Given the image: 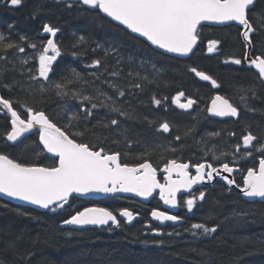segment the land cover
<instances>
[{"label": "trees", "instance_id": "trees-1", "mask_svg": "<svg viewBox=\"0 0 264 264\" xmlns=\"http://www.w3.org/2000/svg\"><path fill=\"white\" fill-rule=\"evenodd\" d=\"M261 9H264V0H259L252 9L253 13H261L259 20L251 14L249 17L257 29L252 36L253 57L264 56V12ZM93 16L98 17L95 22L91 20ZM45 24L60 29L57 42L61 54L49 73L50 81L63 84L71 80V83L64 89L67 95L61 98L55 94L53 83L41 78L40 82L48 89L42 103L41 94L35 91L40 83L29 79L30 74L38 76L36 56L35 62L31 63L26 53L32 44L36 45V52L40 51V39L47 40L43 35ZM239 30L235 25L200 27L195 52L189 58L181 59L157 52L142 39L110 22L98 10L89 11L79 5L69 8L64 0H24L18 7L11 6L10 0H1L0 34L10 37L13 44L25 51L19 52L18 48L0 50V69L5 70L0 74V94L12 101L13 108L21 116L26 117L28 107L42 109L64 130L67 124L65 109L67 117H71L72 113L91 106L82 102L80 95L106 93L130 116H120L106 107H98L87 120L82 115L80 120H73L78 126L72 127L71 132L89 129L83 142L90 143L93 150L103 147L108 153L120 152L122 163L143 162L140 154L145 151L150 154L144 158L154 163L166 160L175 152L186 157L185 149H197L201 145L203 148L207 144L206 138L201 141L198 134L199 120L172 104V98L181 91L187 98L206 102L210 85L194 75L191 69L196 68L218 81L221 91L229 96L232 94L233 98L240 99L246 95L243 102L249 104L252 114L247 117L243 112L247 119L234 122L240 129V133L234 135L236 142L251 130L259 137L257 144H264L263 86L252 70L226 64L232 58L243 59L246 48ZM21 36L26 39L21 40ZM80 36L85 37L83 43L78 42ZM213 40L220 43L218 50L210 54L208 44ZM73 44L77 46L73 48ZM113 48L117 51H110L106 57L105 50ZM74 51L81 54L74 56ZM97 59L101 64L94 66L93 61ZM73 70L79 74V79L73 76ZM117 70L119 76L110 75ZM129 72L139 73L147 80L130 81ZM130 82L141 83L143 89L127 88ZM111 83L119 84L125 95L119 96L116 89L110 87ZM5 84L11 87H3ZM250 87L255 88L256 95L240 91ZM153 96L161 100L159 106L153 103ZM111 119H117L118 126L97 125V121L108 124ZM163 119L171 123V132L167 136L155 131V126ZM9 121L7 114L0 111V153L28 165H57V160L44 154L38 134H31L16 145L8 144ZM215 123L222 124L213 121V126ZM243 131L245 133L241 134ZM224 137L223 142H229L230 136ZM76 138L79 142L80 138ZM111 199L114 202H110ZM92 205L132 211L139 205L146 207L123 197ZM85 207L82 200L71 198L63 209L43 212L0 198V264H264V201L249 202L237 193L217 192L210 197L203 212L187 222L189 225L173 232L153 234L142 230L139 223L78 230L61 227L63 220ZM194 223L219 227L211 235L198 236L192 230H186Z\"/></svg>", "mask_w": 264, "mask_h": 264}, {"label": "snow or ice", "instance_id": "snow-or-ice-1", "mask_svg": "<svg viewBox=\"0 0 264 264\" xmlns=\"http://www.w3.org/2000/svg\"><path fill=\"white\" fill-rule=\"evenodd\" d=\"M23 2L24 0H10V5L18 7L22 6ZM257 2L259 0H64L69 8L73 5H79L86 7L89 11L98 10L99 13L106 14L105 18H111L110 22H118L119 25L131 30V33L146 38L152 45L181 56H187L193 52L198 42L197 28L204 21H212L225 26L235 22L238 26H242L243 30L239 35L243 37L245 47L251 49V34L256 32L257 29L253 26L249 17L251 14L252 17L259 20L261 13L252 12ZM261 12H264V9H261ZM97 19V16L91 17L93 22ZM43 31L50 33L52 37H56L60 29L45 24ZM20 39L24 40L26 37L21 36ZM84 41V36L78 38L79 43ZM219 43L216 40L209 41L208 52L213 53L216 51V45ZM76 46V44H73V48ZM31 47L36 48V45L32 44ZM12 48H18L19 52L25 51L18 44H13L10 37L0 34V50L7 51ZM49 50L54 54L48 55ZM110 51L117 50L115 48L105 50L106 57ZM60 54L57 43L54 39L49 38L38 55V76L29 75L30 80L40 83L39 89L35 91L41 94L42 103L45 102L43 96L48 89L44 83L40 82L41 78L43 81L53 83L57 96L63 98L67 95L64 89L67 84L71 83V80H66L65 83L61 84L52 82L49 78L53 61ZM80 54L75 51L72 53L74 56ZM249 57L250 51H245L243 59L248 60L249 64L255 67L258 79L264 85V57L252 59H249ZM24 62L21 61V63ZM231 62L239 65L242 60L235 58ZM119 63L118 60L117 64ZM100 64L101 60L99 59L93 61L94 66ZM3 71L5 70L0 69V74ZM191 71L202 80L211 81L212 86L219 87L217 81L211 76L202 71H197L196 68H192ZM110 75L119 76L120 72L119 70L113 71ZM73 76L77 79L80 78L74 70ZM128 77L130 81L147 80V77H140L139 73L129 72ZM151 82L149 81V83ZM3 87L10 88L11 85L5 84ZM110 87L116 89L119 96L125 95V90L119 84L111 83ZM126 87L129 89H143L141 83L130 82ZM240 91L246 94L250 93L253 96L256 95L254 87L240 89ZM184 95L183 91L178 92L172 98V102L181 109L192 108L196 101L187 98L186 102L181 103V97H184ZM79 98L82 102H88L91 106L83 107L79 112L72 113L71 117H67V109H65L67 124L65 129L62 130L42 109L28 107L26 110L27 119H22L20 114L14 110L12 101L0 96V111H4L5 114L10 113L11 130L6 134L7 141L16 142L23 133L35 129L38 132L39 141L47 152L54 153L59 158V163L55 167H39L17 162L9 158V155L0 153V193L55 212L57 209H63L65 205L69 204L73 193H89L92 191L114 193L123 191L135 192L139 196L148 197L152 195L155 189L159 188L164 203L176 207L177 192L181 189L191 190L193 185L201 184L204 181L211 182L217 176L226 181L227 185L236 183L234 179L222 175V173H232L235 170L228 163L221 164L220 168L213 167L211 163H198L194 165L196 174L192 176L188 171L189 164L178 163L173 159L169 160L164 166V171L168 173L165 177L166 183L160 184L156 179V168L152 166L148 159L144 158L150 154L149 151L140 154L143 162L129 165L121 163L120 152L108 153L103 147L93 150L90 143L83 142V137L89 129L85 128L83 132L72 133V127L78 126L73 124V120H80L81 115L84 120H87L92 116L93 109L98 107H106L120 116H130V114L122 111L113 97L108 96L106 93L98 91L96 96L80 95ZM240 99L242 102L245 101L246 95H242ZM152 100L158 106L161 104V100L156 99L154 96ZM245 107H247V104H245ZM207 111L221 117H237L240 114L237 107L220 95L212 99L211 107ZM118 123L117 119H111L108 124H100L97 121L98 126L106 128L113 125L118 126ZM149 123L153 122L149 121ZM160 129L163 132H169L170 126L167 122H164L160 124ZM211 135H219V133H212ZM231 135L234 136L235 133ZM76 137L80 138L79 142ZM176 139L179 140L180 137L177 136ZM258 140L259 137L251 131H246V134L242 136V144L245 149L249 146L255 147L254 141L258 142ZM234 148L236 152H239L241 144H236ZM260 149H264V144L259 145L257 150ZM172 151H175V149H172ZM221 155L227 154L222 153ZM245 155L250 157L252 153L247 152ZM262 156H264V153H262ZM212 158L219 159L215 154ZM173 173L177 175L178 179H172ZM237 187L240 186L237 185ZM189 194L192 198L184 202L189 211H192L197 199L204 200L206 198L203 191L199 193V197L191 192ZM242 194L245 197H259L264 200V158L259 160L258 168L247 169V174L243 178ZM18 214L25 215V213ZM119 215L125 217L128 222H132L135 218L133 212L128 209L121 210ZM151 215L160 221L175 222L181 219L179 216L169 215L158 210H153ZM109 222L117 227L120 226L117 215L105 208H85L83 211L76 212L69 219L62 221L63 224L78 226L108 225ZM218 227L219 225L208 227L205 223H197L186 230H202L200 234L211 235L217 231Z\"/></svg>", "mask_w": 264, "mask_h": 264}, {"label": "flooded vegetation", "instance_id": "flooded-vegetation-1", "mask_svg": "<svg viewBox=\"0 0 264 264\" xmlns=\"http://www.w3.org/2000/svg\"><path fill=\"white\" fill-rule=\"evenodd\" d=\"M239 59H241V58H239ZM241 60H242L241 64H239V65L233 64L232 67L242 68L244 66L248 71H251V69H249L245 66V61L243 59H241ZM203 83H206V82H203ZM217 83H218L219 87L215 88L214 86H212L211 83L207 82V84L210 85V90L206 91V95H207L206 102L201 103L198 100H195L196 103L193 104L192 108L189 109V111L184 112L186 114H191V116H192L191 118H197L199 120V122H198V134L201 138V141L206 138L207 144H205L203 148H201V146H203V145H201L197 149L196 148L191 149V150H190V148H187V150L185 149V153H187L186 157H183V154H181V153L177 154V152H175V153H172V156L167 158L166 160H156L154 163H151L152 166L154 168H156V170H157L156 171V179L160 184L166 183L165 177L168 175V173L163 171L165 164H167V162L169 160L175 159L178 163L189 164L188 171H189L190 175H192V176H194L196 174L194 165H196L198 163H211L213 165V167L220 168V165L223 164V162H224V163H228L230 167H238L239 172H235L233 178L236 182L235 183L236 187H237V185H239L240 187H237V188H243V178L247 174V169L251 168L250 166L253 165V158L254 157L246 156L245 155L246 153L243 155H239V153L236 152L235 148H234V146L236 145V140H235L236 136H233L231 134L235 133V135H237V133H240L239 127L234 125V124H236L234 122H238L239 119L240 120H243L245 118L247 119V117L250 114H252V110H250V111L247 110L245 113V114H247V117H243L244 108L235 103V98H237V97L235 96V98H233L234 95H232L231 93H230L231 96H229L226 92L221 91V89H220L221 86H220L218 81H217ZM262 86L264 89V85H262ZM215 95H223L225 97H229V100L240 111L238 119L226 118V119L221 120V119H216V118L210 117L207 109L209 108V104L212 101V99L215 97ZM182 101H184V98H182ZM213 121L214 122H220L222 124L216 125V123H215L214 125H216V126H213ZM164 122H167L169 124V126H170L169 132H163V130L160 129V124L164 123ZM9 125H10V121H9ZM241 126H243V125H241ZM155 131L161 132L167 136L171 132V123H169V121L163 119L157 124V127L155 126ZM249 131H251V130H249ZM227 132L228 133L230 132V134L228 135ZM212 133H219V135H211ZM243 133H244V131L241 134H243ZM224 136H226L227 138H228V136H230L228 138L229 140H227L229 142H223V139L225 138ZM254 145H255V147H257V142H255ZM255 147H253V146L250 147V150L248 152L252 151ZM209 150H211V151H209ZM244 150H245V152H247V149H244ZM222 153H226L227 155H221ZM213 154H215V156L219 157V159H213L212 158ZM120 160H121V157H120ZM172 179H178V177L176 175H172ZM193 186H194V188H192L189 191H187V189H181L179 192H177V206L176 207H173L172 205H169V204H165L164 201H162L161 195H160V189H157L155 191L153 197L146 203H142V202L138 201L137 199H133L131 197H123L126 199L135 200L139 204H144L146 206V207H143V206L139 205L140 207L138 209H135L133 211L129 210V211L133 212V214L135 216L134 220L130 223H128V221L126 220L125 217H122L119 215L120 211L123 210V208L120 209L119 207L114 206L111 211L115 215H117L118 220H120V224L132 225L135 223L136 224L139 223L142 230H145V231L153 233V234H157L159 232L163 233V232L180 231L182 227L189 225L190 223L187 224V222L191 219L196 218L195 216L197 214H200L201 212H203V208L209 202L210 197L217 194V192H223L224 194L237 193L241 196L240 192H238L236 189H233V188L231 189L224 182H222V180L220 179L219 176L215 177V179L211 182L204 181L201 184H197V185H193ZM201 191L205 192L206 198L204 200L197 199L192 211H189L186 207V204L184 203L187 199L192 198V196L189 193L191 192L196 197H199V193ZM74 198H77V197H74ZM77 199L82 200V202L86 205L85 208L93 206L92 204H95L96 202L103 201V200H89V199H81V198H77ZM106 200L107 199H105L104 201H106ZM113 200L114 199H111L110 202H114ZM136 210H138V212H135ZM153 210L165 212L169 215L179 216V217H181V219L184 220V223H183V225L181 224L182 225L181 227H179L176 222L168 221L164 226H162L159 222L153 221L151 219V213ZM109 226H113V225L110 224Z\"/></svg>", "mask_w": 264, "mask_h": 264}, {"label": "water", "instance_id": "water-1", "mask_svg": "<svg viewBox=\"0 0 264 264\" xmlns=\"http://www.w3.org/2000/svg\"><path fill=\"white\" fill-rule=\"evenodd\" d=\"M0 1H1V0H0ZM101 14H102L104 17H106V14H103V13H101ZM106 19H108L109 21L111 20V18H106ZM111 22H112L113 24H115V25H118V26L124 28V29L127 30L129 33H131V30L126 29V27L123 26V25H119L118 22H115V21H111ZM229 25H236V26L239 27L241 30H243V29H242V26H238L235 22H231ZM200 26L224 27L225 25L217 24L216 22H212V21H204V22H201V25L198 26L197 31H198V29H199ZM227 26H228V25H227ZM45 34H46L47 36H49V38L54 39V41H55L56 37H52L50 33H45ZM131 34L134 35V36H136V37H138V38H140V39H142L143 41H145L150 47H152V48H153L154 50H156L157 52L162 53V54H164V55H168V56H173V57L181 58V59L189 58V57L195 52V50H196V48H197V46H198V44H199V41H198V42H197V45L194 47L192 53H189L187 56H181V55L176 54V53H169V52H167V51L164 50V49H160V48H158L156 45H152L150 41H147L146 38L139 36V34H136V33H131ZM252 34H253V33H252ZM252 34H251V36H252ZM56 36H57V35H56ZM244 43H245V42H244ZM246 49H247V51H250V57H249V59H252V56H251L252 48H251V49L246 48ZM50 53H52L51 50H49V53H48V54H50ZM245 61H246V63H247V66H248L249 68H250V67L253 68L254 71L257 73V70L255 69V67L252 66V65H250L249 62H248V60H245ZM257 74H258V73H257ZM197 77H198V76H197ZM198 78H200V77H198ZM200 79H201V78H200ZM201 80H202V79H201ZM203 81H204V80H203ZM210 82H211V81H210ZM0 96H2V95L0 94ZM211 104H212V101H211V103H210V105H209V108L211 107ZM14 110H15V109H14ZM185 110H188V109H185ZM3 112H4V111H3ZM209 114H210L211 117H214V118H220V119L228 118V117L216 116V115H214V114H212V113H210V112H209ZM7 115L10 117V113L7 114ZM232 118H236V117H232ZM10 126H11V125H10ZM10 130H11V129H10ZM36 133L38 134V132H37L35 129H32V130H30L29 132H25V133H23L22 136H21L20 138H18V141H16V142L7 141V139H6V141H7V143L10 144V145H16V144L20 143L23 139H25L27 136H29V135H31V134H36ZM39 143H40L41 147L43 148L44 152L46 153V155H48L49 157H52V158L57 159V160H58V163H59V158H58V156H56V154H54V153H49V152H47V150L43 147V144H42L40 141H39ZM249 147H250V146H249ZM120 161H121V160H120ZM39 167H41V166H39ZM163 171H164V170H163ZM173 175H176V174L173 173ZM224 175H225V176H228L229 179H232V173H224ZM176 176H177V175H176ZM225 182H226V181H225ZM226 184H227V183H226ZM228 186L231 187V188H235V184H233V185H228ZM157 189H159V188H157ZM157 189H155V190L152 192V195H151V196H148V197H142V196H139V195H137L135 192H123V191H117V192H114V193H104V192L92 191V192H89V193H73L72 196H71L70 198H72V197H77V198H81V199H93V200H98V199H103V198H108V197H131V198L137 199L138 201H140V202H142V203H146V202H148V201L153 197V195H154V193H155V191H156ZM238 192H240L241 197L243 198V200H246V201H249V202H254V201H264V200H262V199L259 198V197H245V196H243V194H242V189H238ZM0 198L3 199V200H6V201H8V202H11V203L17 204V205H22V206H26V207H31V208H34V209H36V210L43 211V212L49 210V209H44V208L40 207L39 205L32 204V203H30V202H28V201H23V200H20V199H16V198L9 197V196H7V195H5V194H3V193H0ZM161 199H162V198H161ZM162 201H164V200L162 199ZM88 208H103V207L92 206V207H88ZM107 210H108V209H107ZM82 211H83V210H82ZM151 219H152L153 221H157V222H159L162 226L165 225V223L167 222V221H160V220H158V219L152 217V215H151ZM177 222H178V223H181L180 221H177ZM128 223H130V222H128ZM110 224H111V222H109L108 225H100V226H97V225H84V226H78V225H71V224H63V223H61V227H62V228H70V229H77V230H78V229H85V228H106V227H108ZM114 226H115V225H114Z\"/></svg>", "mask_w": 264, "mask_h": 264}, {"label": "rangeland", "instance_id": "rangeland-1", "mask_svg": "<svg viewBox=\"0 0 264 264\" xmlns=\"http://www.w3.org/2000/svg\"><path fill=\"white\" fill-rule=\"evenodd\" d=\"M40 41H41V45H40V48H39V50L40 51H35V48H32L31 47V45H30V49L28 50V52L26 53V54H28V56L30 57V59L32 60L31 61V63H33V62H35V56H36V62H37V67L39 66V60H38V55H39V53L42 51V49H43V46L46 44V40H44V41H42V39H40ZM218 47H219V44H217L216 45V51H217V49H218ZM60 56V55H59ZM58 56V57H59ZM58 57H57V59L55 60V61H53V64L58 60ZM35 64V63H34ZM237 102H242L240 99H238V100H236ZM255 151H256V148H254L252 151H250L251 153H252V155L250 156V157H253L256 153H255ZM262 153H264V151L262 152ZM195 235H203V234H200L201 233V230H194V232H193Z\"/></svg>", "mask_w": 264, "mask_h": 264}, {"label": "bare ground", "instance_id": "bare-ground-1", "mask_svg": "<svg viewBox=\"0 0 264 264\" xmlns=\"http://www.w3.org/2000/svg\"><path fill=\"white\" fill-rule=\"evenodd\" d=\"M224 163V162H223Z\"/></svg>", "mask_w": 264, "mask_h": 264}]
</instances>
